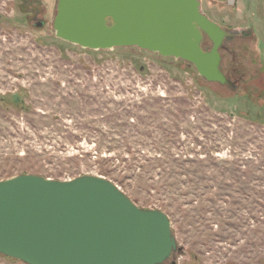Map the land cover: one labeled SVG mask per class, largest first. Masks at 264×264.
Returning <instances> with one entry per match:
<instances>
[{"label":"rangeland","instance_id":"rangeland-1","mask_svg":"<svg viewBox=\"0 0 264 264\" xmlns=\"http://www.w3.org/2000/svg\"><path fill=\"white\" fill-rule=\"evenodd\" d=\"M23 1L0 0V180L102 175L170 216L178 264H264V0H200L230 34L234 88L183 59L62 40L58 0Z\"/></svg>","mask_w":264,"mask_h":264},{"label":"water","instance_id":"water-1","mask_svg":"<svg viewBox=\"0 0 264 264\" xmlns=\"http://www.w3.org/2000/svg\"><path fill=\"white\" fill-rule=\"evenodd\" d=\"M53 27L58 38L83 48L136 46L188 61L208 81L237 86L221 68L228 32L200 0H58ZM179 250L170 216L139 206L105 176L20 173L0 180L5 256L27 264H164Z\"/></svg>","mask_w":264,"mask_h":264},{"label":"flooded vegetation","instance_id":"flooded-vegetation-1","mask_svg":"<svg viewBox=\"0 0 264 264\" xmlns=\"http://www.w3.org/2000/svg\"><path fill=\"white\" fill-rule=\"evenodd\" d=\"M0 18H1V13H0ZM230 34L228 33V35L226 36V38L229 36ZM225 38V39H226ZM211 41V40H210ZM213 46V43L211 41V46L208 47L207 49L204 47L205 50H209L211 47ZM174 262H176V264H178V258H177V255H176V252L173 253V255L167 260L165 261L164 264H174Z\"/></svg>","mask_w":264,"mask_h":264},{"label":"trees","instance_id":"trees-1","mask_svg":"<svg viewBox=\"0 0 264 264\" xmlns=\"http://www.w3.org/2000/svg\"><path fill=\"white\" fill-rule=\"evenodd\" d=\"M23 2H24V3H27V0H26V1H23ZM24 3H23V4H24ZM31 3H33V1H30V0H29V4H30V5H31ZM209 40H210V39H209L207 36H205V40H204V44H203V45H205V42H206V41H209ZM223 49H228V47L225 46ZM220 52H221V50H220ZM221 68H222V67H221ZM222 70H223V69H222ZM223 71H224V70H223ZM224 72H225V71H224ZM225 73L228 74L227 72H225Z\"/></svg>","mask_w":264,"mask_h":264}]
</instances>
